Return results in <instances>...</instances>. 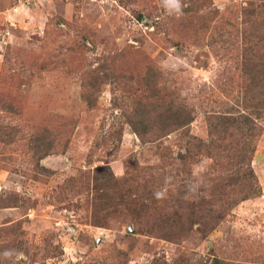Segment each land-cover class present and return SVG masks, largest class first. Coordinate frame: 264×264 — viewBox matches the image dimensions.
<instances>
[{
  "label": "rangeland",
  "instance_id": "obj_1",
  "mask_svg": "<svg viewBox=\"0 0 264 264\" xmlns=\"http://www.w3.org/2000/svg\"><path fill=\"white\" fill-rule=\"evenodd\" d=\"M195 1L182 0L177 17L163 0H0V264H264V74L254 92L242 74L249 61L264 70V23L252 25L264 22V0H199L194 12ZM149 71L153 97L192 117L161 138L127 120L150 95L138 80ZM239 111L260 129L251 161L260 195L231 209L216 196L199 206L223 213L214 228L184 222L178 239L162 238L155 225L177 198L200 201L188 184L209 191L216 172L204 153L178 154L197 139L241 141L209 132L217 114ZM100 165L127 179L112 182L108 212L87 184Z\"/></svg>",
  "mask_w": 264,
  "mask_h": 264
},
{
  "label": "trees",
  "instance_id": "obj_2",
  "mask_svg": "<svg viewBox=\"0 0 264 264\" xmlns=\"http://www.w3.org/2000/svg\"><path fill=\"white\" fill-rule=\"evenodd\" d=\"M194 3V7L192 6L190 8H194L193 10L196 12L201 8V4L199 0L193 2V4ZM187 8H184L183 11L186 12ZM262 23L264 22L261 21L260 17L255 16V18L252 19L253 26H260ZM260 73L264 74V70L250 61L243 67L242 74L247 81V92H254L252 86L260 80ZM132 78L137 80V77ZM138 80L145 90H150L151 92L149 93L150 95L145 96V99H147L146 101L141 102L139 100L138 105L135 104L130 109L129 115H131V117H128L127 120L136 134L143 136L152 125H155L159 131L158 137L161 138L177 130L180 126L191 122L192 117H190L188 109L173 103V99L166 102L162 99L153 97V95L156 96L159 92L157 91L156 83H154L156 82L155 75L151 71L145 76L138 75ZM261 101L262 97L256 103L259 104ZM88 104L93 106L94 100L88 101ZM162 106L164 107L160 109ZM216 116L219 117L220 121L217 120V124H213V122L210 124L209 132L213 135L212 137H219L228 129L233 135L239 132L242 140L237 142L232 141L230 145H220L213 140H210L212 141L210 142L209 140L204 141L197 139L192 146H186L184 148V154L181 152L178 154L179 161L184 162L190 155L191 158H194L196 154L204 153L208 157L215 159L214 163L216 167L213 169H216V172L213 177L209 178L213 184L207 185L209 191H206L207 189L205 190L203 185L201 188H194L192 183L188 184L186 192L192 193V190L195 191V196H200V201L198 203H195V200L182 199L181 197L177 198V200L180 201L179 209L175 210L174 213L169 214L162 222L155 225L158 227L157 230H162V228H164L161 237L169 241L178 239L176 238L178 237V233L184 231V228H186L184 222L189 225L202 223V228H204L206 232L214 228L215 224L223 218V213H215L212 209H209L208 213L204 214L199 206L211 204L212 201L216 199V196H220V200H222L224 205L231 209L241 201L260 195V188L256 184L254 172L251 167L252 156L256 148L255 140L260 133L259 127L254 125L251 116L246 112L239 111L236 115L217 114ZM53 146H55L53 140L45 144L41 150L40 156L43 157L49 154ZM211 152H214L217 157L213 158ZM228 152H231V154ZM223 167H227L228 169L222 171ZM40 168L43 171H48L43 166ZM174 170L175 168L167 173L169 182H174L175 180ZM119 180L120 179H117L113 175L109 165H100L93 168L87 184L90 182L92 183V191L96 194V208L94 207L96 210L101 211L107 209L106 211H109L108 202L112 199L110 187H112L114 182H118ZM120 181L126 182L127 179L121 177ZM206 182L207 180H203L202 183ZM200 192H208V194L203 195ZM127 194V190L121 192L120 198L125 197ZM149 194L152 195L153 204L165 202V198H161L160 194L154 195L152 191H150ZM154 196H156V199H154ZM223 196H226L227 199H224ZM171 200L173 201V199ZM154 208H152V210L155 213H162ZM113 210L115 211L116 209ZM212 264H225V262L215 258L212 260Z\"/></svg>",
  "mask_w": 264,
  "mask_h": 264
},
{
  "label": "clouds",
  "instance_id": "obj_3",
  "mask_svg": "<svg viewBox=\"0 0 264 264\" xmlns=\"http://www.w3.org/2000/svg\"><path fill=\"white\" fill-rule=\"evenodd\" d=\"M163 4L169 15H175L177 17L182 15V0H163ZM8 254V251L4 253L5 256Z\"/></svg>",
  "mask_w": 264,
  "mask_h": 264
}]
</instances>
